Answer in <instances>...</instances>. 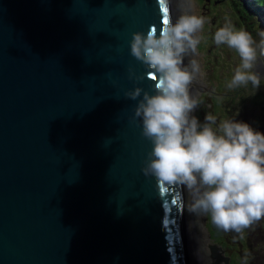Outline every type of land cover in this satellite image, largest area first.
Returning <instances> with one entry per match:
<instances>
[{
  "label": "water",
  "instance_id": "obj_1",
  "mask_svg": "<svg viewBox=\"0 0 264 264\" xmlns=\"http://www.w3.org/2000/svg\"><path fill=\"white\" fill-rule=\"evenodd\" d=\"M165 9L0 0V264H192L182 187L143 174V92L125 95L155 94L130 42Z\"/></svg>",
  "mask_w": 264,
  "mask_h": 264
},
{
  "label": "clouds",
  "instance_id": "obj_2",
  "mask_svg": "<svg viewBox=\"0 0 264 264\" xmlns=\"http://www.w3.org/2000/svg\"><path fill=\"white\" fill-rule=\"evenodd\" d=\"M204 24V17L185 14L165 23L159 34L152 28L133 33L131 55L149 69L147 76L155 74V94L136 87L125 95L137 100L143 92L134 112L152 143L143 174L154 177L157 186L182 187L191 196V213L210 215L217 229L241 234L264 218V133L234 119L217 123L206 114L201 123L193 115L200 102L190 86L200 69L194 60L186 65L185 58L196 52V33ZM213 39L241 60L227 88L251 83L258 89L261 75L255 68L264 46L231 25L217 29Z\"/></svg>",
  "mask_w": 264,
  "mask_h": 264
},
{
  "label": "rangeland",
  "instance_id": "obj_3",
  "mask_svg": "<svg viewBox=\"0 0 264 264\" xmlns=\"http://www.w3.org/2000/svg\"><path fill=\"white\" fill-rule=\"evenodd\" d=\"M167 2H169L167 6L170 4L168 7L172 14H169V21L172 23L185 14L205 18L202 30L196 33L200 39L197 50L185 58L186 65L190 66V62L194 60L200 69L190 86V94L200 102L199 108L193 115L197 116L201 123L204 122L206 114L216 117L217 123L225 119H234L264 133V56L259 57L255 68V71L261 75L260 87L256 89L249 83L247 86L230 90L227 84L236 68L240 66L241 60L234 49L226 45L217 46L213 39L215 31L225 25H231L235 30H245V27L239 24L234 6L230 2L220 0H167ZM246 31L254 40H257L260 34H264L262 28H259L256 34L249 29ZM261 44L263 46L264 41ZM183 193L186 194V199L191 200L190 194L185 189ZM185 206L186 204L182 207V211L187 224L194 213ZM187 214H189L188 220ZM192 218L186 230L187 235L191 234L195 240L192 242L190 236L188 247L192 257L194 249L201 256V258L194 257L195 260L201 259L199 264L217 263L210 246L207 247L206 253H199L196 245L200 233L203 234L204 240L208 236L207 244H216L221 248L217 251L220 256H229L228 264H264V218L241 234L217 229L211 222L210 215H202L194 220L195 214ZM218 264H226V262L222 258Z\"/></svg>",
  "mask_w": 264,
  "mask_h": 264
},
{
  "label": "trees",
  "instance_id": "obj_4",
  "mask_svg": "<svg viewBox=\"0 0 264 264\" xmlns=\"http://www.w3.org/2000/svg\"><path fill=\"white\" fill-rule=\"evenodd\" d=\"M230 2L239 17V24L254 34L260 28L264 31V0H220ZM264 46V44H263ZM214 106H217L214 104Z\"/></svg>",
  "mask_w": 264,
  "mask_h": 264
},
{
  "label": "bare ground",
  "instance_id": "obj_5",
  "mask_svg": "<svg viewBox=\"0 0 264 264\" xmlns=\"http://www.w3.org/2000/svg\"><path fill=\"white\" fill-rule=\"evenodd\" d=\"M167 3H169V2H167ZM168 6L170 7V4H168ZM167 6V7H168ZM168 7V10H169V14L171 13L170 12V8ZM172 14V13H171ZM170 22V21H169ZM180 197H181V204H182V207L184 206V204H186V206H185V208L187 207H189L190 206V204H191V200H188V199H186V194H184L183 193V188H182V190H181V194H180ZM188 210V209H187ZM195 215V214H194ZM194 215H191L190 216V218H189V214H187V220H188V218H189V222H190V219H193L192 218V216L194 217ZM200 216H202V215H196V218H194V220L195 219H198V218H200ZM186 222V221H185ZM189 222H187V224H186V227H188V223ZM186 234H187V230H186ZM190 236H191V238H192V242H194V238H193V236L190 234V235H187V243H188V240H189V238H190ZM208 236H206V238H207ZM205 238V240H204V236H203V234L202 233H200L198 236H197V243H198V245H196V247H197V249H198V251H199V253H206V251H207V247L208 246H211V244H207L208 242V240ZM199 240H200V242H199ZM190 242V241H189ZM190 246V245H189ZM193 248H195V247H193ZM194 252H195V255H194ZM191 255V254H190ZM197 256H199V254L195 251V249H194V251H193V257L191 256V259H192V262H193V264H199L200 263V260L201 259H199V260H195L196 258H197ZM194 257H196V258H194ZM199 258H201V256H199ZM203 259V258H202ZM203 261H205V260H203ZM209 262V261H208Z\"/></svg>",
  "mask_w": 264,
  "mask_h": 264
},
{
  "label": "snow or ice",
  "instance_id": "obj_6",
  "mask_svg": "<svg viewBox=\"0 0 264 264\" xmlns=\"http://www.w3.org/2000/svg\"><path fill=\"white\" fill-rule=\"evenodd\" d=\"M165 11H167V9H165ZM164 23H167V19L164 20Z\"/></svg>",
  "mask_w": 264,
  "mask_h": 264
}]
</instances>
